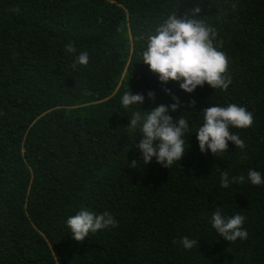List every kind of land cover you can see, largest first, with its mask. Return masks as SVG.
I'll use <instances>...</instances> for the list:
<instances>
[{
  "label": "trees",
  "instance_id": "obj_1",
  "mask_svg": "<svg viewBox=\"0 0 264 264\" xmlns=\"http://www.w3.org/2000/svg\"><path fill=\"white\" fill-rule=\"evenodd\" d=\"M196 7L228 57L226 91L188 93L142 62L158 25ZM130 90L143 104L122 105ZM173 95L180 107L168 114L189 125L185 155L144 165L129 117ZM233 103L253 113L251 127H230L246 147L201 152L202 110ZM249 170L264 177V0H0V264H264V184ZM224 171L244 182L222 187ZM81 208L117 225L79 242L67 219ZM217 209L244 216L248 238L221 237ZM185 236L198 243L184 248Z\"/></svg>",
  "mask_w": 264,
  "mask_h": 264
},
{
  "label": "clouds",
  "instance_id": "obj_2",
  "mask_svg": "<svg viewBox=\"0 0 264 264\" xmlns=\"http://www.w3.org/2000/svg\"><path fill=\"white\" fill-rule=\"evenodd\" d=\"M201 13V8L192 9V16L188 13L182 16L172 14L158 25L155 34L149 35L147 48L143 51L142 62L149 66L152 73L158 76L159 81L167 84L170 81L180 83L181 89L192 93L198 86L205 83L213 89L226 91L231 84V78L227 75L229 60L227 55L215 46L217 31L196 18ZM66 51L75 53L73 44L66 45ZM80 65H87L89 56L87 52H81L77 61ZM165 92L172 94L171 89L165 88ZM148 97L155 99V92L150 91ZM145 96L134 94L131 90L122 97V105L128 108L131 105L143 104ZM175 103L171 105L160 104L146 110L145 113L133 112L128 128L130 132L139 129L143 138L137 147L142 153L144 165L150 163L153 157L157 163L166 168L180 161L185 155V140L188 130V121L181 115L173 118L169 115V109L175 112L180 107L179 97L173 95ZM194 107L195 101L193 100ZM204 123L197 130L199 147L201 152L211 150L213 154L226 152L228 141H233L238 149L246 147L244 141L230 131V127L247 128L254 122L253 113L237 104H229L227 107L210 106L202 110ZM158 142V143H157ZM133 168L138 167L136 160L131 161ZM244 176L233 177L229 180L228 172L221 174V186L229 187L230 182H244ZM248 179L253 185L264 184V177L257 170H249ZM245 217L236 214L225 218L217 209L213 212L212 227L224 239L235 242L238 238L246 240L248 232L243 227ZM117 221L108 212L97 215L86 208L67 219V226L73 238L83 242L98 230L114 227ZM186 249L193 248L198 242L182 237L179 241ZM176 243V241H174Z\"/></svg>",
  "mask_w": 264,
  "mask_h": 264
}]
</instances>
